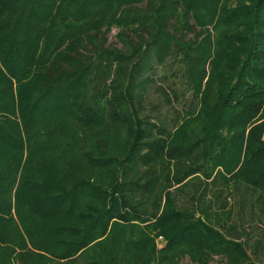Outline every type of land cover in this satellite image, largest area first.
<instances>
[{
    "label": "trees",
    "instance_id": "1",
    "mask_svg": "<svg viewBox=\"0 0 264 264\" xmlns=\"http://www.w3.org/2000/svg\"><path fill=\"white\" fill-rule=\"evenodd\" d=\"M241 189L264 227V0H0V264H264Z\"/></svg>",
    "mask_w": 264,
    "mask_h": 264
},
{
    "label": "rangeland",
    "instance_id": "2",
    "mask_svg": "<svg viewBox=\"0 0 264 264\" xmlns=\"http://www.w3.org/2000/svg\"><path fill=\"white\" fill-rule=\"evenodd\" d=\"M116 33V31H113L112 33H110V35L108 36V42L109 44H112L114 45L115 48L119 49L121 48L120 44H118L115 39H114V34ZM193 37V34H188L187 35V39H192ZM166 72L163 70V69H159L157 71V75L158 76H162L164 75ZM165 89L166 88V85H163ZM178 91V93L180 94L181 92H184L185 90V86H180L176 89ZM186 98L184 100H182V102H189V94L186 93ZM150 97V96H149ZM154 102L157 103L159 102L158 98L155 97L154 99ZM174 104H172V109L175 110V111H179L181 110V102L178 103V102H173ZM166 108V107H164ZM163 114H166L165 110H163ZM174 112V111H173ZM170 117H173V113L172 111L168 112V118ZM247 193H245L243 191V189L239 190V192L235 195H233L232 198L228 199V202H229V207L232 208L233 210V215L231 217V223L233 222V224H239L241 222H239V216H240V213L243 209V211H245L244 209V206L242 207V204H243V199L244 197L246 196ZM239 195H241V197H238ZM182 201H184V198L181 199ZM247 214H244V216H246ZM243 216V215H241ZM244 218V217H243ZM251 219L249 217H245V220H243V222L241 223V225L243 226V231H244V234L243 235L244 237H251L253 239H257V238H260V234L262 232V230H264V227H262V225H260L259 221H257L256 219L251 223L250 221ZM230 237L232 238H235V234H231L229 235ZM250 238V239H251ZM245 239H242V241H244ZM157 247H159V249H161L163 247V244L164 242H162L161 240H158L157 239ZM181 262H188V260L185 258L183 260H181ZM216 263V260H213V262H211L210 264H215Z\"/></svg>",
    "mask_w": 264,
    "mask_h": 264
}]
</instances>
